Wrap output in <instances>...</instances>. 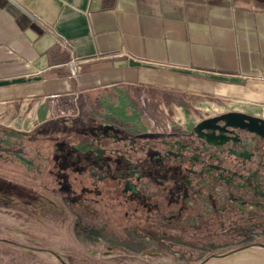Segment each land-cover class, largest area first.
<instances>
[{
    "label": "crops",
    "instance_id": "obj_1",
    "mask_svg": "<svg viewBox=\"0 0 264 264\" xmlns=\"http://www.w3.org/2000/svg\"><path fill=\"white\" fill-rule=\"evenodd\" d=\"M148 91L264 117V0H0V104L104 92L129 121Z\"/></svg>",
    "mask_w": 264,
    "mask_h": 264
},
{
    "label": "flooded vegetation",
    "instance_id": "obj_2",
    "mask_svg": "<svg viewBox=\"0 0 264 264\" xmlns=\"http://www.w3.org/2000/svg\"><path fill=\"white\" fill-rule=\"evenodd\" d=\"M256 118L264 120L232 109L161 131L95 120L47 132L42 124L28 130L0 126L1 171L62 197L78 218V232L88 238L135 252L161 244L186 260L201 259L233 240L242 244L245 232L264 229V208L225 200L231 191L261 190L264 184L250 183L257 176L208 168V155L197 143L205 128L221 121L245 125L247 120L255 129Z\"/></svg>",
    "mask_w": 264,
    "mask_h": 264
},
{
    "label": "rangeland",
    "instance_id": "obj_3",
    "mask_svg": "<svg viewBox=\"0 0 264 264\" xmlns=\"http://www.w3.org/2000/svg\"><path fill=\"white\" fill-rule=\"evenodd\" d=\"M142 94L148 98L149 113L135 115L129 121L113 115L112 109L107 107L112 101L105 99L112 95L100 92L80 100L2 103L0 126L28 130L40 123L42 130L47 132L60 125L95 120L126 128L143 126L146 130L153 124L161 131L166 124L189 126L201 116L234 107L246 112V108L252 113L263 112L243 103L213 97L160 91ZM213 106L218 112L212 109ZM77 224V216L62 197L43 188L33 189L20 184L19 180L4 174L0 164V264H264V229L245 232L242 244H238L239 239L228 242V247L223 249L215 248L214 256L205 252L204 258L197 259L193 255L192 259L186 260L161 244H150L135 252L124 245L97 241L80 234ZM229 250L232 252L225 256H215ZM242 250L251 251L237 253Z\"/></svg>",
    "mask_w": 264,
    "mask_h": 264
},
{
    "label": "water",
    "instance_id": "obj_4",
    "mask_svg": "<svg viewBox=\"0 0 264 264\" xmlns=\"http://www.w3.org/2000/svg\"><path fill=\"white\" fill-rule=\"evenodd\" d=\"M233 115L253 119L242 113ZM255 129L245 125L221 121L212 128H205L203 135L197 138L202 152L208 155V168L224 169L232 176L253 175L258 181L250 183L255 186L264 184V120L255 119ZM196 149L186 150V153L195 152ZM225 200L231 204L242 203L247 208H264V188L253 191H231Z\"/></svg>",
    "mask_w": 264,
    "mask_h": 264
},
{
    "label": "built area",
    "instance_id": "obj_5",
    "mask_svg": "<svg viewBox=\"0 0 264 264\" xmlns=\"http://www.w3.org/2000/svg\"><path fill=\"white\" fill-rule=\"evenodd\" d=\"M69 68H70V70H71V74H72V76H76V74H77V70H78V63H77V61H71V62L69 63ZM168 125H169V124L163 125L161 128L164 129V127H166V126H168ZM149 127H150L151 130L160 131V128L155 127L153 124H150ZM159 127H160V126H159Z\"/></svg>",
    "mask_w": 264,
    "mask_h": 264
}]
</instances>
